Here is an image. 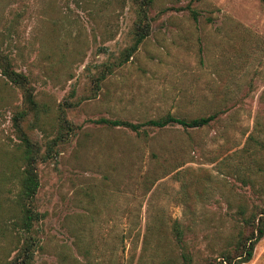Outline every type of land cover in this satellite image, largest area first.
I'll return each instance as SVG.
<instances>
[{
    "label": "rangeland",
    "instance_id": "rangeland-1",
    "mask_svg": "<svg viewBox=\"0 0 264 264\" xmlns=\"http://www.w3.org/2000/svg\"><path fill=\"white\" fill-rule=\"evenodd\" d=\"M147 14L148 36L95 90L103 64L134 41L132 0H0V51L45 109L23 129L43 145L61 116L73 126L37 165L32 207L43 216L24 233L12 126L22 94L0 74V264L28 237L31 264H185L174 222L190 264H208L234 232L237 204L263 200L250 185L264 189L253 162L264 145V0H152ZM214 112L194 129L95 122ZM243 264H264V237Z\"/></svg>",
    "mask_w": 264,
    "mask_h": 264
},
{
    "label": "trees",
    "instance_id": "trees-1",
    "mask_svg": "<svg viewBox=\"0 0 264 264\" xmlns=\"http://www.w3.org/2000/svg\"><path fill=\"white\" fill-rule=\"evenodd\" d=\"M136 5L137 20L135 22L134 41L125 49L116 62L104 63L100 74L95 79V90L99 88V82L111 73L113 67L120 66L126 62L129 57L136 51L138 45L148 36L150 24L148 21V8L152 0H132ZM0 74L6 81L20 89L22 94L23 107L17 110L12 116V126L17 133L19 157L22 161L20 172V188L16 198V206L20 214V228L24 233H29L33 224L38 221L43 214L37 212L33 207V200L38 191L40 182L37 172V165L40 162H46L55 155L54 147L59 141H65L63 131H71L73 126L66 120L62 119L56 130L54 137L46 140L43 145L32 141L27 132L23 129L21 123L26 120L28 115H32L35 121H39L42 112L45 109L36 101L33 88L29 84L26 74L14 69L8 54L0 51ZM68 104V102L66 101ZM219 115L214 112L207 116L186 119L167 113L166 115L149 119L144 122L133 123L120 119L99 118L96 123L104 124L110 128L123 127L136 133L145 132L146 128L163 129L168 126H180L187 128H201L210 125ZM43 147V149H42ZM253 162L257 170L264 174V145L256 150ZM245 183V182H244ZM253 191L259 196L262 190L255 188L251 183ZM232 220L235 222L234 232L224 238L223 245L218 249L214 256L207 258L208 264H243L249 262L254 254L256 244L264 237V198L260 204H254L251 207L241 200L237 204L236 214H233ZM172 233L175 244L180 251V257L185 264H190L192 257L188 251L187 243L184 240V231L182 225L174 222ZM29 238V237H28ZM25 238L20 247L16 250L15 255L5 264H31L34 253V241Z\"/></svg>",
    "mask_w": 264,
    "mask_h": 264
}]
</instances>
